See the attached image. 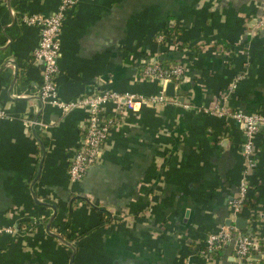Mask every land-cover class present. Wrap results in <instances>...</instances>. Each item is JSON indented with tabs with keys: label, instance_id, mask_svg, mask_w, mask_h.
<instances>
[{
	"label": "crops",
	"instance_id": "0c3cea01",
	"mask_svg": "<svg viewBox=\"0 0 264 264\" xmlns=\"http://www.w3.org/2000/svg\"><path fill=\"white\" fill-rule=\"evenodd\" d=\"M262 2L75 0L59 31V101L104 89L157 94V82L139 76L146 58L183 73L173 100L123 110L99 159L71 183L87 112L40 103L38 26L20 19L49 15L59 0H0V227L35 220L30 232L0 234V264H234L233 238L216 262L198 249L223 230L251 232L264 250V128L246 168L242 127L213 112L225 97L226 112L264 114ZM242 176L249 188L233 218L227 202ZM40 203L55 207L47 232L52 210Z\"/></svg>",
	"mask_w": 264,
	"mask_h": 264
},
{
	"label": "built area",
	"instance_id": "2783aa9c",
	"mask_svg": "<svg viewBox=\"0 0 264 264\" xmlns=\"http://www.w3.org/2000/svg\"><path fill=\"white\" fill-rule=\"evenodd\" d=\"M74 4L75 0H59L56 9L49 15L24 14L20 18L22 23L38 26V41L32 52V60L34 62L41 60L42 62L40 70L41 83L38 90L40 103L61 109L82 106L87 112L85 125L81 129L79 141L67 164V177L71 183L79 181L85 170L99 159L102 145L106 141L109 131L118 126L123 120L121 115L123 110H129L141 103H165L168 100H173L165 97L163 93L164 84L169 81L175 83L183 73V68L178 63L163 69L160 68L158 61L146 58L142 62L139 76L142 80L157 82L159 86L157 94L146 97L129 92L104 89L84 95L74 102L63 103L59 101L54 82L57 73L56 60L59 55V31L65 14ZM261 8L260 22H264V0ZM224 99L225 97H222L216 102L213 112L220 117L234 121L242 127L243 141L241 144V155L245 160L246 168H250L253 165V159L251 158L252 138L260 128H264V114L258 111L250 113L240 111L226 112L223 107ZM106 103L114 104L112 113L105 111L104 106ZM3 116V110L0 109V119ZM33 123L31 122V124ZM248 188L249 184L245 176H242L237 185L236 196L227 202L228 211L233 218L240 213ZM34 226L35 220L29 218L19 226L17 224L1 226L0 234L30 232ZM231 238H233L234 244V255L232 258L234 264H264V258L261 261H257L253 257H250L248 253L251 247L257 248L258 241H262V239L249 237L248 233L237 232L235 235H231L227 230L212 233L206 237L204 247L209 252L213 250V245L224 244ZM207 252L201 251L200 255L210 259Z\"/></svg>",
	"mask_w": 264,
	"mask_h": 264
},
{
	"label": "water",
	"instance_id": "95a60500",
	"mask_svg": "<svg viewBox=\"0 0 264 264\" xmlns=\"http://www.w3.org/2000/svg\"><path fill=\"white\" fill-rule=\"evenodd\" d=\"M37 63H38L40 66H41V64H42L41 60L37 61ZM40 69H41V67H40ZM159 85H161V83H159ZM173 86H174V82H173V81H169V82H166V83L164 84V90H163V92H164V94H165L167 97H169V98L172 97ZM176 100H177V101H180V98H178V99H176ZM42 154H43V149H42ZM39 166H40V164H39ZM40 204H41V203H40ZM41 205L47 206L48 208H50V209L52 210V214H51L50 218L48 219V222H47V224H46V226H45V231L47 232V230H48V226H49V221L52 219V217H53V215H54V213H55V207H54L53 205H45V204H41ZM233 224H234V227H235L236 229H243V228H245V220H243V219H241V218H237V219H235V220L233 221ZM55 237H56L57 240H59L60 242H62V243L65 244L66 246H68V247L72 250V252H73V248L71 247V245H70L68 242H66L65 240L59 238L58 236H55ZM71 259H72V255L70 256L69 263L71 262Z\"/></svg>",
	"mask_w": 264,
	"mask_h": 264
},
{
	"label": "trees",
	"instance_id": "16d2710c",
	"mask_svg": "<svg viewBox=\"0 0 264 264\" xmlns=\"http://www.w3.org/2000/svg\"><path fill=\"white\" fill-rule=\"evenodd\" d=\"M158 64H159V66H160V68H168L171 64L170 63H166V62H164V61H162V60H160V61H158ZM241 233H243V234H246V233H248V232H246V231H240ZM246 232V233H245ZM79 235H81V234H79ZM248 236L249 237H255L251 232H249L248 233ZM256 238V237H255ZM262 242L259 240L258 241V246H257V248H253V247H251L249 250H248V253H249V255H250V257H253V255L255 254V252L257 251V250H263V248H261L260 246V244H261ZM213 250H211V251H209V252H207V250H206V248L204 247V245L203 246H200L198 249H199V252H201V251H205V252H207L208 254H209V257H210V259L211 260H215V261H217V260H219V259H221V257H222V252H223V248H224V244H215V245H213ZM264 251V250H263ZM264 258V257H263ZM263 258H261L259 261H261Z\"/></svg>",
	"mask_w": 264,
	"mask_h": 264
}]
</instances>
